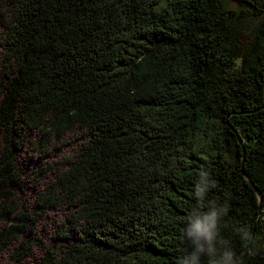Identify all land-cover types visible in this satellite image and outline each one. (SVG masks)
<instances>
[{
	"label": "trees",
	"instance_id": "trees-1",
	"mask_svg": "<svg viewBox=\"0 0 264 264\" xmlns=\"http://www.w3.org/2000/svg\"><path fill=\"white\" fill-rule=\"evenodd\" d=\"M263 223L264 0H0V264H264Z\"/></svg>",
	"mask_w": 264,
	"mask_h": 264
},
{
	"label": "water",
	"instance_id": "water-1",
	"mask_svg": "<svg viewBox=\"0 0 264 264\" xmlns=\"http://www.w3.org/2000/svg\"><path fill=\"white\" fill-rule=\"evenodd\" d=\"M244 154H245V151L243 150V156H244ZM243 176H244L245 180H246V181H247L252 187H254V186H253V182H252V180L250 179V177H249L247 174H245V173H243ZM256 194H257L258 202H259L258 214H260V212H261V201H262V196H261V192L258 191V190H256ZM257 220H258V219H256L255 223L257 222ZM249 249H250V245L247 246V247L245 248V250H249ZM235 256H236V255L233 256L232 260L235 258ZM230 264H231V263H230Z\"/></svg>",
	"mask_w": 264,
	"mask_h": 264
},
{
	"label": "rangeland",
	"instance_id": "rangeland-1",
	"mask_svg": "<svg viewBox=\"0 0 264 264\" xmlns=\"http://www.w3.org/2000/svg\"><path fill=\"white\" fill-rule=\"evenodd\" d=\"M262 232L264 234V223H263V226H262ZM231 263V261L229 262V264Z\"/></svg>",
	"mask_w": 264,
	"mask_h": 264
}]
</instances>
